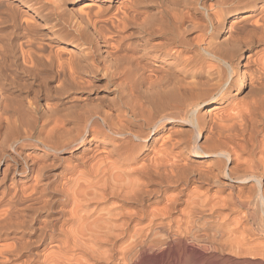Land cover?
I'll return each mask as SVG.
<instances>
[{
    "label": "bare ground",
    "instance_id": "obj_1",
    "mask_svg": "<svg viewBox=\"0 0 264 264\" xmlns=\"http://www.w3.org/2000/svg\"><path fill=\"white\" fill-rule=\"evenodd\" d=\"M262 56L264 0H0V264H264Z\"/></svg>",
    "mask_w": 264,
    "mask_h": 264
},
{
    "label": "rangeland",
    "instance_id": "obj_2",
    "mask_svg": "<svg viewBox=\"0 0 264 264\" xmlns=\"http://www.w3.org/2000/svg\"><path fill=\"white\" fill-rule=\"evenodd\" d=\"M261 58H263V61H262V59H261V61L264 62V56H262ZM99 92H100V93H107V90H105V91H104V90H99ZM240 97H242V96H240ZM240 97L238 98L239 100L237 99L238 101H241V100H242L243 102H245V101L248 100V98H245V96L242 97L241 100H240ZM232 154H234V153H232ZM236 155H237V154H235L234 157H235ZM241 157H242V158H241ZM244 157H247V158H248L247 155H242V156L240 155L239 157H238V155H237L235 158H233V155H232V163H233V164L238 163L237 165L241 166L240 163L243 165V163H245L246 160H247V158H245V160H244ZM233 159H234V160H233ZM235 159H236V160H235ZM242 159L244 160V161H242L243 163L239 161V160H242ZM237 160H238V161H237ZM239 162H240V163H239ZM244 165H245V164H244ZM241 212L243 213L244 210H241Z\"/></svg>",
    "mask_w": 264,
    "mask_h": 264
}]
</instances>
